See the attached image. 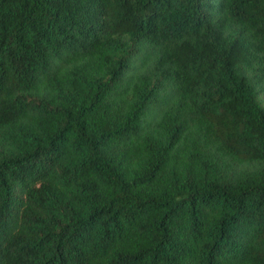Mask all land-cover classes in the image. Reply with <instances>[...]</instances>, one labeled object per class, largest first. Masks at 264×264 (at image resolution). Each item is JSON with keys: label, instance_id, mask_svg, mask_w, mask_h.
I'll use <instances>...</instances> for the list:
<instances>
[{"label": "trees", "instance_id": "16d2710c", "mask_svg": "<svg viewBox=\"0 0 264 264\" xmlns=\"http://www.w3.org/2000/svg\"><path fill=\"white\" fill-rule=\"evenodd\" d=\"M0 264H264V0H0Z\"/></svg>", "mask_w": 264, "mask_h": 264}]
</instances>
